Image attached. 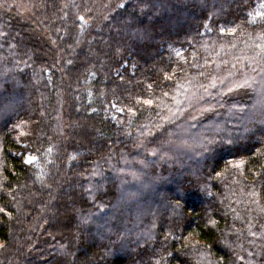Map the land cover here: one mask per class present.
<instances>
[{
	"label": "trees",
	"instance_id": "trees-1",
	"mask_svg": "<svg viewBox=\"0 0 264 264\" xmlns=\"http://www.w3.org/2000/svg\"><path fill=\"white\" fill-rule=\"evenodd\" d=\"M263 74L264 0H0V264H264Z\"/></svg>",
	"mask_w": 264,
	"mask_h": 264
},
{
	"label": "rangeland",
	"instance_id": "rangeland-1",
	"mask_svg": "<svg viewBox=\"0 0 264 264\" xmlns=\"http://www.w3.org/2000/svg\"><path fill=\"white\" fill-rule=\"evenodd\" d=\"M258 13H260V12H258ZM263 77H264V74H263ZM260 82H261L260 78L259 79L257 78L256 82H254V83H256L258 85V87H257V90H256L254 102L252 103L253 107L247 111V116H248L249 119L253 115H256V114L260 113V98H264L263 97L264 96V84H263V82H261V83ZM190 94H192V93H187L186 96L184 97V100L186 101V104L189 103L190 99L194 98L193 94L192 95H190ZM245 119H246V116H245L244 120ZM248 121H250V120H248ZM185 130L184 131L181 130V132H179V134H181L183 136L186 135L187 133L190 134V136H191L189 139H184L183 142L180 144L181 147L183 148V151L186 152L185 154L186 155H188V154L191 155V153H194L197 150L200 151V149H204V147H205L204 142L206 140H204V142L202 141V136H203L202 130H200V129L197 130L196 128H193V129L189 128V130L188 129L186 131ZM208 143H210V141H208ZM166 148L167 147L165 146L163 148V150H166ZM159 153H160V151H159ZM229 153H233V152L231 151ZM158 155L159 156H157L156 159L158 161H160L161 159L164 158V155H166V154L160 153ZM180 157H182L183 160L186 159L185 156L181 155ZM187 159L190 161L191 158H187ZM24 160L27 163L36 162L37 161V156L34 155V154L27 153V154H25ZM188 160H185V161L188 162ZM127 163H128V165L129 164L136 165L138 163H139V165H142L139 162V160H137V159H134V160L131 159L130 162H127ZM148 164L152 165V164H154V162L150 161ZM123 171H126V170H123ZM123 171H118V172L121 173L122 175H123V173H124V175H128L127 178L134 177V179L137 178V179H141L143 181L144 178L148 177V176H146V174L144 176V174L142 172L141 173H135V172L126 173L127 171L126 172H123ZM123 187H124V189H126L127 185L123 184ZM140 190H142V189H140ZM124 191L126 192V190H124ZM124 191H123V194H126L127 192L125 193ZM133 196H135V195L133 194ZM130 197H132V196H129V198Z\"/></svg>",
	"mask_w": 264,
	"mask_h": 264
},
{
	"label": "snow or ice",
	"instance_id": "snow-or-ice-1",
	"mask_svg": "<svg viewBox=\"0 0 264 264\" xmlns=\"http://www.w3.org/2000/svg\"><path fill=\"white\" fill-rule=\"evenodd\" d=\"M229 145H227V144H225V147H228ZM176 195H177V197H179L180 195H181V189L180 188H178L177 190H176Z\"/></svg>",
	"mask_w": 264,
	"mask_h": 264
}]
</instances>
